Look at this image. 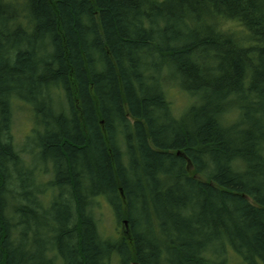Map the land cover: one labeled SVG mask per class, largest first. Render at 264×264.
I'll use <instances>...</instances> for the list:
<instances>
[{
	"label": "trees",
	"instance_id": "trees-1",
	"mask_svg": "<svg viewBox=\"0 0 264 264\" xmlns=\"http://www.w3.org/2000/svg\"><path fill=\"white\" fill-rule=\"evenodd\" d=\"M0 264H264V0H0Z\"/></svg>",
	"mask_w": 264,
	"mask_h": 264
},
{
	"label": "rangeland",
	"instance_id": "rangeland-1",
	"mask_svg": "<svg viewBox=\"0 0 264 264\" xmlns=\"http://www.w3.org/2000/svg\"><path fill=\"white\" fill-rule=\"evenodd\" d=\"M163 1V0H160ZM228 25V24H227ZM228 26H236L235 24H230ZM171 102L176 110H181L185 103L187 104L188 99L180 94L177 90L171 93ZM14 136L15 141L20 145L25 141V138L31 135V130L34 124L30 118V113L27 108L17 105L14 118ZM100 226L102 232L106 236H118L121 231L120 227L116 224L115 218L112 213L105 207L102 206V212L100 214ZM118 229V232H117Z\"/></svg>",
	"mask_w": 264,
	"mask_h": 264
},
{
	"label": "water",
	"instance_id": "water-1",
	"mask_svg": "<svg viewBox=\"0 0 264 264\" xmlns=\"http://www.w3.org/2000/svg\"><path fill=\"white\" fill-rule=\"evenodd\" d=\"M125 224H126V222H125Z\"/></svg>",
	"mask_w": 264,
	"mask_h": 264
}]
</instances>
